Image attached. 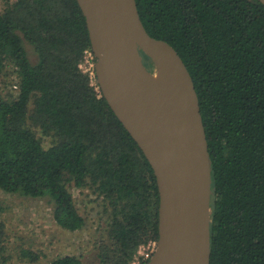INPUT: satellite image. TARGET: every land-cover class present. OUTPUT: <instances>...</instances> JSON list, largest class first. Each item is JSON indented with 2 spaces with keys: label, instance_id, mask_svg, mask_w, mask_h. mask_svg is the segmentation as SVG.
Segmentation results:
<instances>
[{
  "label": "trees",
  "instance_id": "trees-1",
  "mask_svg": "<svg viewBox=\"0 0 264 264\" xmlns=\"http://www.w3.org/2000/svg\"><path fill=\"white\" fill-rule=\"evenodd\" d=\"M2 1L0 72L9 68L17 82L16 94L0 97V191L49 199L55 223L74 233L86 219L70 189H91L109 215L99 264H131L140 246L158 241L160 197L96 75L94 85L80 67L92 51L85 17L76 0ZM136 3L149 35L178 52L198 94L212 169L210 264H264V5ZM50 264L84 263L65 256Z\"/></svg>",
  "mask_w": 264,
  "mask_h": 264
},
{
  "label": "water",
  "instance_id": "water-1",
  "mask_svg": "<svg viewBox=\"0 0 264 264\" xmlns=\"http://www.w3.org/2000/svg\"><path fill=\"white\" fill-rule=\"evenodd\" d=\"M76 1L100 91L156 177L159 238L148 264H210L212 169L189 70L169 43L149 35L136 0ZM142 53L156 73L145 66ZM164 69L174 82L175 95L168 97L149 84Z\"/></svg>",
  "mask_w": 264,
  "mask_h": 264
},
{
  "label": "rangeland",
  "instance_id": "rangeland-1",
  "mask_svg": "<svg viewBox=\"0 0 264 264\" xmlns=\"http://www.w3.org/2000/svg\"><path fill=\"white\" fill-rule=\"evenodd\" d=\"M2 5L3 1L0 0ZM143 62L150 72L156 73L148 57L143 56ZM95 65V55L88 56L83 58L81 68L90 73ZM9 72V68L0 72V97L8 93L16 94L17 80L13 75L7 77ZM92 80L95 85L94 77ZM50 142L49 138L43 139L45 146H49ZM70 190L79 213L86 219L85 228L74 233L61 229L55 223L49 199H33L0 191V221L4 224V237L0 241V264H50L65 256L77 257L84 264H99L96 243L103 236L105 238L109 223L104 200L88 188L71 187ZM25 252L38 254L40 259L31 262Z\"/></svg>",
  "mask_w": 264,
  "mask_h": 264
},
{
  "label": "bare ground",
  "instance_id": "bare-ground-1",
  "mask_svg": "<svg viewBox=\"0 0 264 264\" xmlns=\"http://www.w3.org/2000/svg\"><path fill=\"white\" fill-rule=\"evenodd\" d=\"M172 82L173 81L171 80L167 69L162 70V72H158L155 77L149 80V84L153 90L165 97L175 95L174 82Z\"/></svg>",
  "mask_w": 264,
  "mask_h": 264
},
{
  "label": "built area",
  "instance_id": "built-area-1",
  "mask_svg": "<svg viewBox=\"0 0 264 264\" xmlns=\"http://www.w3.org/2000/svg\"><path fill=\"white\" fill-rule=\"evenodd\" d=\"M88 56H94L93 51H85V58H87ZM81 67V65H80ZM93 70H91L90 74L92 75V77H94L95 73V67L92 68ZM158 247V241H150L147 244H144L142 246L139 247L135 257H134V261L131 264H143V263H148L149 260L153 257V255L155 254L156 250Z\"/></svg>",
  "mask_w": 264,
  "mask_h": 264
}]
</instances>
